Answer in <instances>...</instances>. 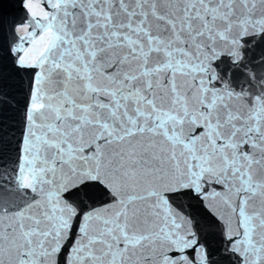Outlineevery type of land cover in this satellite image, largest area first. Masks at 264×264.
Returning a JSON list of instances; mask_svg holds the SVG:
<instances>
[{
	"label": "snow or ice",
	"instance_id": "obj_1",
	"mask_svg": "<svg viewBox=\"0 0 264 264\" xmlns=\"http://www.w3.org/2000/svg\"><path fill=\"white\" fill-rule=\"evenodd\" d=\"M6 6L0 264H264V0Z\"/></svg>",
	"mask_w": 264,
	"mask_h": 264
},
{
	"label": "water",
	"instance_id": "obj_2",
	"mask_svg": "<svg viewBox=\"0 0 264 264\" xmlns=\"http://www.w3.org/2000/svg\"><path fill=\"white\" fill-rule=\"evenodd\" d=\"M6 8L5 13L7 17V26H10L13 22V20H19V18L22 16V10L18 7V0H6ZM10 38V34H9ZM3 70L5 72V75L8 77V83L11 85L15 82H17L18 78L16 77L12 67L11 62L6 60L3 65Z\"/></svg>",
	"mask_w": 264,
	"mask_h": 264
}]
</instances>
